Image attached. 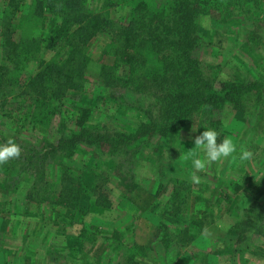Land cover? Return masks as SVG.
<instances>
[{"label": "rangeland", "instance_id": "374dc122", "mask_svg": "<svg viewBox=\"0 0 264 264\" xmlns=\"http://www.w3.org/2000/svg\"><path fill=\"white\" fill-rule=\"evenodd\" d=\"M5 1L0 0V7ZM89 1L93 10L125 22L139 0ZM148 1L158 5L167 0ZM250 13L255 19L246 18ZM250 13L226 20L217 14H200L201 41L194 55L207 83L219 87L223 81L256 78L262 82L260 89L245 96L243 106L228 103L223 110L204 115L202 104L192 118L169 127L170 120L161 112L162 90H145L132 82L122 93L116 91L119 85H106L100 70L103 63L114 60L105 54L109 34L100 32L91 40L86 86L68 91L63 110L66 116L74 114L108 135L118 130L127 135L117 145L80 142L66 163L88 188L96 181L104 183L111 200L107 207L88 205L89 196H84L82 209L68 216L66 208L55 204L62 171L59 159H63L59 154L40 159L46 165L34 172L39 171V178L46 177L34 185V172L24 168L26 164L31 167L33 151L26 141L49 149L58 140L54 136L44 145L46 129L21 128L19 114L23 113L17 108L21 99L15 98L19 88L3 92L9 95L5 103L0 97V132L10 133L22 155L0 165V264H264V234L256 226L238 240L240 207L253 199L241 191L250 176L264 173V10ZM43 53L46 59L59 58L64 49L53 47ZM5 63L0 47V66ZM22 67L10 77L12 81L35 73L37 61ZM121 100L126 103L119 104ZM140 119L149 128L139 136H128ZM68 124L72 125L67 134L78 131L76 120ZM204 127L220 134L218 143L231 138L237 146L234 156L244 147L253 157L244 162L229 157L213 163L206 172L197 173L201 183L195 185L190 181L191 159L185 161L183 156L199 153L193 138ZM45 179L52 182L48 199H31L30 189L36 191L34 186L40 188ZM239 183L241 188L235 186Z\"/></svg>", "mask_w": 264, "mask_h": 264}, {"label": "trees", "instance_id": "16d2710c", "mask_svg": "<svg viewBox=\"0 0 264 264\" xmlns=\"http://www.w3.org/2000/svg\"><path fill=\"white\" fill-rule=\"evenodd\" d=\"M5 2L0 7V47L3 60L7 63L0 66V81H5L4 85H0V97L5 103L9 93L3 92L10 90L13 93L18 87L15 98L21 99L17 107L23 113L19 114L23 118L21 128L32 131L38 127L46 129L42 139L44 145L50 144L47 141L49 138H57V144H51L49 149L38 148L35 143L26 141L33 151L29 156L31 167L26 164L24 168L34 172L38 166L46 165V161L40 159L57 154L63 158L61 162L59 159L62 171L55 204L66 208L68 216L82 209L84 196H89L88 205L93 203L107 207L111 205V200L104 183L96 181L88 188L66 159L73 157L80 142L94 145L110 141L112 145H117L127 135L119 130L114 135H108L94 129L98 128L97 125H88L74 114L66 116L63 110L68 91L82 90L86 86L91 58L89 44L98 33L108 32L105 54L114 57L112 63L101 66L100 74L106 85H119L120 90L116 91L122 93L129 89L132 82L145 90L151 87L161 89V112L170 120L166 127L192 118L202 104L204 115L221 111L228 103L234 107L243 106L245 96L261 87L262 82L256 78L223 81L219 87L207 83L194 51L201 41L198 29L200 14H217L221 20L243 13L247 16L259 8L264 10V0H167L158 5L139 0L132 5L130 18L125 22L116 21L103 11L93 10L89 0ZM246 18L255 19L251 13ZM53 47H61L64 54L59 58L46 59L44 49ZM30 60L37 61V71L25 79L12 81L10 77L18 74L24 63ZM116 95L118 93L113 94L114 98H117ZM125 103V100L119 101L121 105ZM70 119L76 120L79 129L69 135ZM147 128L149 125L140 119L128 136H139ZM0 137L3 142L11 135L1 131ZM38 160L40 163H37ZM96 167L99 168V165L96 164ZM38 172L33 173L34 185L46 177L43 174L39 178ZM250 177L241 192H248L253 199L240 207L243 211L237 220L242 230L238 240L245 239L255 226L256 231L264 234V173L257 178ZM51 183L45 179L40 188L34 186L36 191L30 189V198L46 201ZM235 186L241 188L240 183ZM236 208H239V203Z\"/></svg>", "mask_w": 264, "mask_h": 264}, {"label": "clouds", "instance_id": "9594fccd", "mask_svg": "<svg viewBox=\"0 0 264 264\" xmlns=\"http://www.w3.org/2000/svg\"><path fill=\"white\" fill-rule=\"evenodd\" d=\"M220 134L212 128L204 127L199 135L193 138L194 145L202 153V157L196 151L185 153L183 159L185 161L191 159L193 171L190 175V181L199 185L201 177L197 174L206 172L207 169L213 164L225 158L238 159L241 162L252 159L253 153L247 148L241 147L239 155L234 156L237 152V146L229 137L222 138L218 143ZM22 155V149L18 143L9 138L6 142L0 143V165L7 164L10 160L19 159Z\"/></svg>", "mask_w": 264, "mask_h": 264}]
</instances>
